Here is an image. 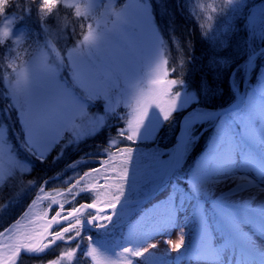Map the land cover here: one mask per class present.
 Returning <instances> with one entry per match:
<instances>
[{
	"label": "rangeland",
	"instance_id": "rangeland-1",
	"mask_svg": "<svg viewBox=\"0 0 264 264\" xmlns=\"http://www.w3.org/2000/svg\"><path fill=\"white\" fill-rule=\"evenodd\" d=\"M192 1L197 12H203L216 21L222 17L235 20L237 13L250 0ZM63 3L79 7L84 14L94 17L87 33L68 49L65 58L49 41L28 43L23 33L15 30L13 15L4 19L0 29L1 40L13 39L16 55L19 56L14 71L4 79V85L6 95L19 113L28 147L37 157H44L62 138H66L69 144L91 135L110 116L121 119L123 129L120 133L134 146L119 144L120 139L112 140L110 143L114 150L105 153L98 168L84 174L67 191L44 192L43 187L40 197L15 223L48 216L53 212L55 215L56 209L61 214L68 213L71 210L67 211L65 207L73 202L72 193L78 189L91 192L96 197L95 205L101 208L150 196L172 167L175 148H146L137 143L152 141L159 127L175 111H189L181 124L185 120L210 115V112L193 108L197 98L195 92L168 77L164 42L148 0H63ZM247 24L253 38L248 46L249 54L253 56L264 47V1L250 5ZM263 63L261 68L253 67L241 105L233 103L228 113L186 128L182 159L197 140L201 143L203 140L207 145L203 155L186 169L182 168L184 161H181L175 177L187 187L182 201L187 206L186 210L191 212L196 238L188 244L185 230L172 224L167 233L150 238L149 244L134 251L121 247L115 250L106 243L92 242L87 249L92 264H140L135 258L140 252L143 259L150 257L151 261L147 264H222L207 256V248L200 235L204 213L202 206H212L202 202V187L211 183L203 177V172L220 158L218 154L224 156L221 151L231 137L243 139L246 128L252 125L256 107L264 103ZM253 71L255 75L251 78ZM240 89L242 86H234L237 98ZM208 122H211V129L206 131L204 124ZM233 157L238 160L240 156ZM28 170L29 165L12 151L6 128L0 126V185ZM218 206L217 209L213 206L210 209L212 213H217V217L222 212ZM137 207L136 204L105 213L94 212V216H86L89 211L86 210L64 223L71 222L65 226L69 227L79 220V227H71L62 236H56V233L62 232L63 228L54 230L64 225L54 228L38 254L58 241L68 242L70 236H76L78 231L86 228L89 231L110 230L120 221L127 220ZM6 230L0 233V238ZM173 244L177 246L174 248ZM74 254L75 251L66 253L53 264H69Z\"/></svg>",
	"mask_w": 264,
	"mask_h": 264
},
{
	"label": "trees",
	"instance_id": "trees-1",
	"mask_svg": "<svg viewBox=\"0 0 264 264\" xmlns=\"http://www.w3.org/2000/svg\"><path fill=\"white\" fill-rule=\"evenodd\" d=\"M256 1L264 0L245 3L235 20L222 17L214 21L203 12H197L192 0H148L164 42L168 77L195 92L194 109L213 114L228 109L236 101L234 86L243 85L252 56L248 46L253 38L250 37L247 20L248 8ZM10 15L15 17V30L23 33L28 43L49 41L64 58L68 49L82 39L94 22L92 15L84 14L79 7L64 4L63 0H0V29L4 19ZM15 55L13 39L3 41L0 36V126L6 128L12 151L29 165L28 172L9 178L0 185V233L24 217L43 193V187L44 192L67 191L84 174L98 168L105 153L114 150L110 143L112 140L120 139L119 144L134 146L120 133V129H123L121 119L110 116L93 134L69 144L66 138H62L47 155L37 157L29 149L19 113L6 95L4 79L14 71L15 61L19 57ZM263 62L264 53L258 57L256 68H261ZM188 112H173L159 127L152 141L139 142L138 146L175 148L181 122L189 115ZM204 125L206 131L211 129V122ZM205 148L207 145H204V141L201 143L197 140L186 151L182 168L192 165L203 155ZM177 172L178 169L164 189L137 204L136 211L127 220L120 221L110 230L89 231L86 228L78 231L76 236H70L68 242L58 241L38 255H22L17 264H53L72 251L75 254L69 264H92L87 256L92 242L106 243L115 250L121 247L134 251L149 244L150 238L167 233V228L172 224H177L182 231L186 230V242L189 244L193 241L195 226L191 221V212L186 210L182 201L187 187L175 178ZM68 179L71 181L67 182ZM72 194L74 200L65 207L67 211L82 203H96V197L89 191L78 189ZM50 215H54V212ZM85 215L94 216L95 213L87 211ZM140 253L135 257L138 263L151 261L150 257L143 259Z\"/></svg>",
	"mask_w": 264,
	"mask_h": 264
},
{
	"label": "bare ground",
	"instance_id": "bare-ground-1",
	"mask_svg": "<svg viewBox=\"0 0 264 264\" xmlns=\"http://www.w3.org/2000/svg\"><path fill=\"white\" fill-rule=\"evenodd\" d=\"M255 112L243 139L231 137L221 151L224 156L218 154L220 158L203 172L211 183L202 187V202L211 203L216 209L221 205L218 209L222 212L218 211L217 217L210 211L212 206H202L200 235L207 256L222 264H264V103ZM186 128L180 137L182 153ZM233 156H240L236 164ZM176 158L175 154L174 161ZM39 218L15 223L3 233L0 264H4L5 256L15 254L14 264L18 254L28 249ZM196 236L195 228L193 240Z\"/></svg>",
	"mask_w": 264,
	"mask_h": 264
},
{
	"label": "water",
	"instance_id": "water-1",
	"mask_svg": "<svg viewBox=\"0 0 264 264\" xmlns=\"http://www.w3.org/2000/svg\"><path fill=\"white\" fill-rule=\"evenodd\" d=\"M264 53V47L262 49H260L259 51H257L250 59L248 65H247V68H246V76H245V80H244V83L242 85V89L240 94H239V97L238 99L236 100V105L239 106L242 102H243V98H244V95H245V92H246V87H247V84H248V78H250V74H251V71L258 59V57H260L262 54ZM230 110H232V107L226 109V110H223L221 112H216V113H213V114H210V115H207V116H204V117H199V118H195V119H189L185 124H181V127H180V130H179V133L177 135V142H176V145H175V153L177 155V158L176 160L173 162V165L172 167L169 169L168 171V174L166 176V178L164 179V181L158 186V188L150 195V196H154L155 194H157L159 191H161L162 189H164L168 183L170 182L171 178H172V175H173V172L178 169V167L180 166V163L182 161V147H181V140H180V137H181V133L182 131L189 125L191 124H194V123H197V122H202L204 120H207V119H210L212 117H216L218 115H221V114H226L228 113ZM143 197V198H138V199H132V200H126V201H122V202H119L117 204H114V205H111V206H108V207H104V208H101V207H98L96 206L95 204H88V203H82L80 205H78L75 209L73 210H76L77 211V216L80 215L82 212L86 211V210H89V211H93V212H97V213H105V212H109L113 209H116V208H120V207H123V206H128V205H136V204H140V203H143L145 202L147 199H149V197ZM70 212V211H69ZM76 216V217H77ZM75 218V217H74ZM73 219V218H71ZM70 219V220H71ZM69 221V220H68ZM67 221H65L64 223H66ZM60 225H54L52 230H54V228L58 227ZM52 230L50 231L49 235L51 234ZM49 235L42 241V244L46 241V239L49 237ZM41 250V249H40ZM30 251L28 249H25L23 251H21L18 256H17V259H16V262L14 264H16L20 257L22 255H26V256H30V255H36L38 254V252L40 251Z\"/></svg>",
	"mask_w": 264,
	"mask_h": 264
},
{
	"label": "snow or ice",
	"instance_id": "snow-or-ice-1",
	"mask_svg": "<svg viewBox=\"0 0 264 264\" xmlns=\"http://www.w3.org/2000/svg\"><path fill=\"white\" fill-rule=\"evenodd\" d=\"M46 7H50L46 6ZM55 215L42 216L39 218L35 227L32 230L30 236V244L27 245L28 250L30 251H38L42 247V241L49 235L54 225H64L65 221L70 220L77 216L76 210H71L68 213L61 214L57 209L55 211ZM80 221L76 220L74 225H70L69 227H62L63 231L60 233H56V236H62L64 232H69L71 227H79ZM174 248L177 246L175 244L172 245ZM4 264H13L15 260V254H9L4 258Z\"/></svg>",
	"mask_w": 264,
	"mask_h": 264
}]
</instances>
